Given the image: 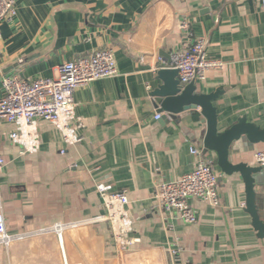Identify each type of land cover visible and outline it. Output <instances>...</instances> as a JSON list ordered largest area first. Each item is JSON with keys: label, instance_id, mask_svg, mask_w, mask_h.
<instances>
[{"label": "crops", "instance_id": "0c3cea01", "mask_svg": "<svg viewBox=\"0 0 264 264\" xmlns=\"http://www.w3.org/2000/svg\"><path fill=\"white\" fill-rule=\"evenodd\" d=\"M15 6L13 18L0 24V71L7 69L0 97L5 76L56 77L64 61L103 47L113 50L118 74L76 88L74 144L39 120V149L25 153L11 139L14 125L0 119V211L9 236L0 242V264H264V238L245 211L239 175L213 166L219 204L191 199L195 223L154 205L157 181L193 169L190 147L202 148L205 123L198 110L155 119L150 96L158 69L171 66V52L191 33L204 39L208 56L224 62L196 82L201 91H223L214 102L218 128L242 115L264 125L260 0H15ZM263 149L264 143L244 148L238 141L231 162L258 165L254 153ZM262 172L255 201L264 219ZM97 182L129 199L114 207L121 211L115 228Z\"/></svg>", "mask_w": 264, "mask_h": 264}, {"label": "built area", "instance_id": "2783aa9c", "mask_svg": "<svg viewBox=\"0 0 264 264\" xmlns=\"http://www.w3.org/2000/svg\"><path fill=\"white\" fill-rule=\"evenodd\" d=\"M264 9V0H260ZM16 14L15 0H0V24L8 21ZM188 30V22L180 24ZM190 37L183 45L171 52L169 67L178 71L181 85L200 82L206 78L210 70H220L224 66L221 59L208 56L203 38ZM1 40V33H0ZM118 74L113 50L103 47L92 53L64 61L59 65L58 75L52 78L38 77L23 79L17 74L1 79L3 94L0 97V119L15 127L11 139L20 145L25 153H35L39 149V138L36 123L39 120L54 124L62 133L66 144H74L79 140L74 125L79 123L76 116L74 92L80 85L90 81L115 77ZM147 89L150 86L147 85ZM155 114L154 118L159 119ZM63 153L64 150H61ZM190 153L196 158L193 169L175 180H159L154 184V205L184 223H195L197 215L190 200L197 199L211 205L219 204L218 174L213 168L212 159L196 146L190 147ZM258 165H264V149L254 153ZM3 159L0 157V167ZM96 192L103 199V206L108 210L107 218L116 227V218L121 216L114 210L129 202L127 195L121 191H112L109 183L97 182ZM58 231L61 227H55ZM5 217L0 211V242L7 244ZM119 252L120 249L119 242Z\"/></svg>", "mask_w": 264, "mask_h": 264}, {"label": "water", "instance_id": "95a60500", "mask_svg": "<svg viewBox=\"0 0 264 264\" xmlns=\"http://www.w3.org/2000/svg\"><path fill=\"white\" fill-rule=\"evenodd\" d=\"M7 69L0 71L6 73ZM178 71L169 66L158 69L156 79L160 81L150 92L154 99V108L160 120L176 117L182 112L198 110L205 129L202 136L203 152L214 154L213 166L227 175H239L245 187V211L251 217L253 229L259 238H264V219L258 213L255 201V188L260 182L264 165L249 166L244 162L232 163V148L241 141L244 148L264 143V125L247 120L245 115L220 130L217 125V111L214 102L223 93L219 88L212 92L198 89L196 82L181 85Z\"/></svg>", "mask_w": 264, "mask_h": 264}]
</instances>
